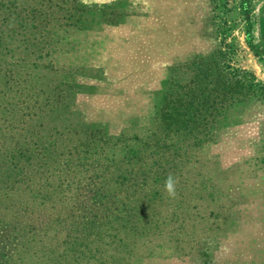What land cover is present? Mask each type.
Returning <instances> with one entry per match:
<instances>
[{
	"label": "rangeland",
	"instance_id": "374dc122",
	"mask_svg": "<svg viewBox=\"0 0 264 264\" xmlns=\"http://www.w3.org/2000/svg\"><path fill=\"white\" fill-rule=\"evenodd\" d=\"M263 2L70 0L69 4L75 7L67 11L70 16L75 15L71 20L59 17L60 7L42 11L45 13L40 18L49 22L33 36L40 35L38 51L45 54L42 62L50 67L44 80L67 89L69 96L61 107L65 109L59 113L62 118L54 122L60 127L56 133L50 132L51 138L45 131L37 139L27 133L20 140H35L33 145L39 142L34 150L10 145L31 164L25 169L34 182L29 190L21 178H16L20 182L14 187L10 181L23 169L12 170L14 152L2 160L0 157V251L5 248L2 241L10 235L2 233L6 223L11 224L9 221L13 220L18 232L36 230L38 214L31 208L38 198L35 193L55 186V161L49 159L48 150L41 143L65 138L71 126L96 124L110 136H117L131 125L146 129L154 106L160 102L162 83L170 67L188 62L194 55H212L223 78L243 82V87L251 86L253 98L238 106L240 115L235 125L216 131L211 143L201 145L199 161L174 166L173 178L179 183L175 185L174 198L166 193L165 184L152 196L156 207L175 210L181 206L179 218L194 219L182 226L178 224V214L172 217L170 222L178 229L172 238L188 230L191 223L197 230L203 228L211 245L206 254L209 264H264ZM16 45L19 47L20 43L13 47ZM16 71L24 70L18 67ZM197 72L201 75V71ZM67 133L71 135L69 130ZM0 146L3 150L7 147ZM34 166L42 173L34 174ZM67 169L74 170L75 166L69 164ZM180 176L189 179V184L183 185ZM81 200L76 204L66 198L63 211L74 205L79 207ZM175 203L180 206H173ZM19 208L23 209V216L16 219L14 212ZM11 228L7 233L12 232ZM34 233V241L39 242L40 235ZM13 234L18 235L14 230ZM153 238L159 240L161 236ZM37 246L36 242L30 243L32 254ZM111 253L114 252L110 250ZM199 262L198 257L182 255L166 245L151 255L133 257L129 264Z\"/></svg>",
	"mask_w": 264,
	"mask_h": 264
},
{
	"label": "trees",
	"instance_id": "16d2710c",
	"mask_svg": "<svg viewBox=\"0 0 264 264\" xmlns=\"http://www.w3.org/2000/svg\"><path fill=\"white\" fill-rule=\"evenodd\" d=\"M69 2L0 0V145L7 146L5 150L0 146V157L2 160L14 152L12 170L23 168L10 180L13 187L20 182L16 178L25 181L27 190L34 182L25 170L31 164L10 145L34 150L39 142L33 145L35 140L20 138L31 133L37 139L44 131L51 138L50 132L56 133L60 127L54 122L63 116L59 113L65 109L61 107L66 105L68 90L44 80L50 67L42 62L45 54L38 51L40 35L35 38L33 33L49 22L40 18L48 8L60 7L61 19H74L75 15L67 14L75 10ZM17 43L19 47H13ZM18 67L24 71L17 72ZM253 94L251 86L223 78L212 55H194L168 70L160 102L154 106L146 129L131 125L110 136L96 124L71 126L65 138L41 143L49 159L55 161V186L35 193L38 198L31 208L38 214L36 230L18 232L13 220L6 223L2 233L10 235L2 241L5 248L0 251V264H129L133 257L151 255L166 245L182 255L198 257L199 264H209L206 254L211 245L203 228L197 230L191 223L188 230L172 238L178 230L170 222L172 217L178 214L182 226L194 219L179 218V203L173 204L180 206L175 210L156 207L152 193L169 175L173 177L174 166L199 161L201 145L211 143L216 131L235 125L238 106L251 101ZM69 164L75 169H67ZM31 171L42 173L35 166ZM179 178L183 185L189 184V179ZM66 198L76 204L82 198L81 205L63 211ZM14 214L20 219L23 209ZM10 227L12 232L7 233ZM34 232L40 235L39 242L34 241ZM33 242L38 246L32 254L29 245Z\"/></svg>",
	"mask_w": 264,
	"mask_h": 264
},
{
	"label": "clouds",
	"instance_id": "9594fccd",
	"mask_svg": "<svg viewBox=\"0 0 264 264\" xmlns=\"http://www.w3.org/2000/svg\"><path fill=\"white\" fill-rule=\"evenodd\" d=\"M175 185H176V180L171 175H169L165 180V191L170 197L173 198L176 195Z\"/></svg>",
	"mask_w": 264,
	"mask_h": 264
},
{
	"label": "crops",
	"instance_id": "0c3cea01",
	"mask_svg": "<svg viewBox=\"0 0 264 264\" xmlns=\"http://www.w3.org/2000/svg\"><path fill=\"white\" fill-rule=\"evenodd\" d=\"M261 11H264V2L261 4Z\"/></svg>",
	"mask_w": 264,
	"mask_h": 264
}]
</instances>
